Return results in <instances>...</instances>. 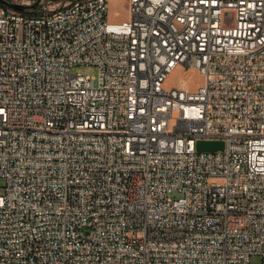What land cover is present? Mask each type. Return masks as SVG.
Instances as JSON below:
<instances>
[{
    "label": "built area",
    "instance_id": "2783aa9c",
    "mask_svg": "<svg viewBox=\"0 0 264 264\" xmlns=\"http://www.w3.org/2000/svg\"><path fill=\"white\" fill-rule=\"evenodd\" d=\"M7 1L0 264H264V0Z\"/></svg>",
    "mask_w": 264,
    "mask_h": 264
},
{
    "label": "rangeland",
    "instance_id": "374dc122",
    "mask_svg": "<svg viewBox=\"0 0 264 264\" xmlns=\"http://www.w3.org/2000/svg\"><path fill=\"white\" fill-rule=\"evenodd\" d=\"M57 2V0L55 1ZM36 2L33 4L35 6ZM109 18L110 21L113 22H123L130 19V5L129 0H110L109 5ZM73 74L76 75H82L85 77H92L96 78L98 75V69L94 66H77L72 70ZM182 76V72H177L176 76L173 78L176 79V82L178 79ZM188 77H192V83L191 86L193 89L197 88L202 83V77L197 73H188ZM172 79L171 83L174 81ZM0 185H3V181H0ZM1 193V191H0ZM251 264H262L261 259L259 257H253L251 259Z\"/></svg>",
    "mask_w": 264,
    "mask_h": 264
},
{
    "label": "water",
    "instance_id": "95a60500",
    "mask_svg": "<svg viewBox=\"0 0 264 264\" xmlns=\"http://www.w3.org/2000/svg\"><path fill=\"white\" fill-rule=\"evenodd\" d=\"M40 1L42 0H37L36 4H39ZM0 2L5 5L10 7L11 9H14L16 11H20V12H27L29 10V7L24 6V5H20V4H15V3H11L7 0H0ZM35 6H31V7H35ZM224 143L223 142H205V141H201L198 143V150L199 151H205V152H216V151H221L224 150Z\"/></svg>",
    "mask_w": 264,
    "mask_h": 264
},
{
    "label": "trees",
    "instance_id": "16d2710c",
    "mask_svg": "<svg viewBox=\"0 0 264 264\" xmlns=\"http://www.w3.org/2000/svg\"><path fill=\"white\" fill-rule=\"evenodd\" d=\"M27 13H30V12H27ZM31 14V13H30Z\"/></svg>",
    "mask_w": 264,
    "mask_h": 264
}]
</instances>
